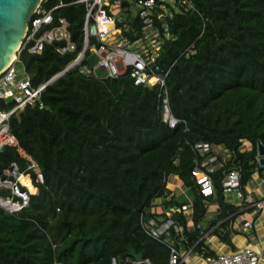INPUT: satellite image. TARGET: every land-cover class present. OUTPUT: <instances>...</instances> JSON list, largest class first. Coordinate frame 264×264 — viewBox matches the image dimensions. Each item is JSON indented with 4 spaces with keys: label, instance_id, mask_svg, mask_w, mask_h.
<instances>
[{
    "label": "trees",
    "instance_id": "obj_1",
    "mask_svg": "<svg viewBox=\"0 0 264 264\" xmlns=\"http://www.w3.org/2000/svg\"><path fill=\"white\" fill-rule=\"evenodd\" d=\"M191 2L194 9L169 20L174 38L163 42L157 59L162 73L169 70L170 108L183 122L171 127L164 120L158 86L135 84L129 73L101 78L78 67L46 86L44 107L27 105L11 116L12 133L37 161L44 181L20 212L0 207V264H132L131 249L151 264H169L170 247L149 236L143 220L164 217L190 200L191 229L187 215L172 213L184 227L183 235L173 233L174 243L215 254L202 230L238 209L226 200L223 170L232 163L240 167L244 192L257 171L264 178V165L256 160L258 143L264 144V0ZM125 11V34L132 40L142 23L129 7ZM56 14L70 22L77 49L61 55L46 44L41 54L25 51L22 64L35 88L82 48L84 7L69 5ZM13 105L0 100V109ZM244 139L251 148L240 151ZM200 142L236 155L212 173L220 214L202 228L207 207L193 175ZM12 162L26 165L15 148L0 152V171ZM168 176H178L189 197L170 196ZM25 184L35 191L27 177ZM212 233L231 242L230 231Z\"/></svg>",
    "mask_w": 264,
    "mask_h": 264
},
{
    "label": "built area",
    "instance_id": "obj_2",
    "mask_svg": "<svg viewBox=\"0 0 264 264\" xmlns=\"http://www.w3.org/2000/svg\"><path fill=\"white\" fill-rule=\"evenodd\" d=\"M48 1L50 0H42L37 6L12 62L0 72V100L5 103L14 102L10 109H0V152L5 146L15 148L26 161L23 168L17 162H12L0 171V189L9 191L8 195L0 194V207L12 214L20 212L29 205L31 196L39 192L36 183H43L44 178L37 161L24 150L17 137L12 133L11 116L23 110L27 105L39 103L41 108L44 107L41 98L46 86L53 83L54 80L56 81L66 71L78 67L84 74L95 75V69L98 67L108 72L107 77H118L129 73L135 84L159 87L162 92L160 96L162 95L163 118L171 127L183 122L176 118L171 111L166 86L169 70L162 73L157 59L161 55L163 42L174 38L169 20H172L175 15H182L190 9H194L191 0H55L54 6L46 7L44 3ZM69 5L84 7L82 48L63 70L54 74L46 83L35 88L32 86L24 66L22 68L24 76L18 78L17 65L22 63L21 56L25 51L41 54L46 44L55 45L56 51L61 55L76 51L77 44L71 37L70 22L64 16L56 14L58 9ZM128 7L133 10V15L139 18L142 23L137 37L132 40L125 34L130 31V24L127 22L128 13L125 11ZM187 51L188 54L193 52L191 48H188ZM93 55L100 57L95 66L90 61ZM250 148V141L242 140L239 150L247 151ZM195 150L198 155L194 159V180L201 186L207 213H209L212 204L217 200L212 173L220 168H225L229 160L235 158L236 155L234 151L208 142L197 143ZM256 160L261 164L259 152ZM255 174H259V172L257 171ZM223 175L222 186L226 200L227 193L234 192L235 197L240 200V208L237 211L229 212L225 218L218 221L207 232L202 230L201 239L204 238L206 243L207 240L210 241L209 236L212 231L221 227L224 221L233 228L239 227L243 230L252 228V221L244 217V207L253 205L264 209V189H261L263 196L259 199L245 195L241 186V169L237 164L232 163L226 167L223 170ZM26 177L30 180L35 191H31L23 181ZM262 179V183H264V178ZM165 182L169 189V184L173 183L172 176L166 177ZM173 194L171 190L170 196ZM157 203H161V200H158ZM173 212H182L187 215V228L193 227L191 224L192 201L181 207L166 210L164 217L143 220V226L149 236L168 244L171 249L169 264H190L189 258L194 247L180 249L175 245L173 233L183 235L184 227L172 218ZM217 213L220 214L219 206ZM208 220L211 224L212 220ZM198 228H202V223L198 224ZM214 253L208 254L206 248L196 251L200 258L199 264H264V247L256 249L253 245H246L239 250ZM131 263L151 264L150 260L145 258L142 261L133 259Z\"/></svg>",
    "mask_w": 264,
    "mask_h": 264
},
{
    "label": "crops",
    "instance_id": "obj_3",
    "mask_svg": "<svg viewBox=\"0 0 264 264\" xmlns=\"http://www.w3.org/2000/svg\"><path fill=\"white\" fill-rule=\"evenodd\" d=\"M174 177L178 179H173ZM263 177H260L259 174H255L254 178L246 187L245 195H250L253 198H262L263 193L261 189H264V183H262ZM173 183L169 184V189L177 195L178 189H180V194L187 193L186 188L183 185V181L179 179L178 176H172ZM186 190V191H185ZM179 194V193H178ZM188 197V196H187ZM227 200H229L227 198ZM191 201V200H190ZM231 203L235 204L237 208H240V200H229ZM218 202L216 201L212 204L209 213L203 218L202 225L209 224V220H214L217 216ZM160 208V207H158ZM238 210V209H237ZM244 217L251 220L253 223L252 228L242 229V228H233L229 226L226 222V226L221 225L220 231L223 233L227 230L231 233V242L226 243L219 238V236L211 233L210 241L207 240V244L214 251L221 252H231L235 250L242 249L246 245H253L256 249H263L264 247V209H261L257 206L249 205L244 207ZM193 224V223H191ZM197 249L191 253V264H199L200 258L196 254Z\"/></svg>",
    "mask_w": 264,
    "mask_h": 264
},
{
    "label": "water",
    "instance_id": "obj_4",
    "mask_svg": "<svg viewBox=\"0 0 264 264\" xmlns=\"http://www.w3.org/2000/svg\"><path fill=\"white\" fill-rule=\"evenodd\" d=\"M42 0H0V72L7 68L24 39L28 23ZM55 81V80H54ZM7 146L3 147L5 150ZM261 165H264V144L258 143ZM137 261L144 260V254L130 250Z\"/></svg>",
    "mask_w": 264,
    "mask_h": 264
},
{
    "label": "rangeland",
    "instance_id": "obj_5",
    "mask_svg": "<svg viewBox=\"0 0 264 264\" xmlns=\"http://www.w3.org/2000/svg\"><path fill=\"white\" fill-rule=\"evenodd\" d=\"M100 59V57L99 56H97V55H93L91 58H90V61H91V64L92 65H97V63H98V60ZM22 68H23V64L22 63H19L18 65H17V69L19 70V74H18V78L19 77H23L24 76V72L22 71ZM95 75L97 76V77H107L108 76V72L107 71H105V70H102V69H100V68H96L95 69ZM173 179H178V178H176V177H174ZM180 189H178V191H177V196H179L180 198H182L183 197V195H186V196H188V193H183V194H180ZM186 191V190H185ZM179 193V194H178ZM227 198L229 199V200H235V201H237L238 199L235 197V194H234V192H229V193H227ZM189 197V196H188ZM191 261H192V258L190 257L189 258V263L191 264Z\"/></svg>",
    "mask_w": 264,
    "mask_h": 264
},
{
    "label": "bare ground",
    "instance_id": "obj_6",
    "mask_svg": "<svg viewBox=\"0 0 264 264\" xmlns=\"http://www.w3.org/2000/svg\"><path fill=\"white\" fill-rule=\"evenodd\" d=\"M25 179H26V178L23 179L24 182H25Z\"/></svg>",
    "mask_w": 264,
    "mask_h": 264
}]
</instances>
